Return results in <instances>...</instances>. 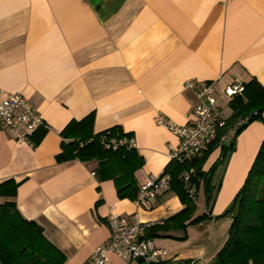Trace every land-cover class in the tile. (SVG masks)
<instances>
[{
    "label": "crops",
    "instance_id": "crops-1",
    "mask_svg": "<svg viewBox=\"0 0 264 264\" xmlns=\"http://www.w3.org/2000/svg\"><path fill=\"white\" fill-rule=\"evenodd\" d=\"M253 78L264 86V0H0V96L23 94L46 124L35 145L0 129V183L20 182L0 204L13 200L23 218L40 224L64 264H89L109 240V216L135 215L148 226L183 205L168 189L150 209L139 208L135 192L121 198L112 178L97 175L96 160L57 161L64 127L93 113V133L113 126L130 133L143 159L133 174L137 193L149 175L164 171L178 144L166 123L192 119L197 100L187 82H213L229 117L224 87ZM262 121L236 136L212 179V200L198 189L190 221L206 219L147 239L166 251L162 261L210 264L221 249L232 218L220 215L264 141ZM220 158L218 147L202 170ZM138 263L112 252L104 262Z\"/></svg>",
    "mask_w": 264,
    "mask_h": 264
},
{
    "label": "trees",
    "instance_id": "trees-1",
    "mask_svg": "<svg viewBox=\"0 0 264 264\" xmlns=\"http://www.w3.org/2000/svg\"><path fill=\"white\" fill-rule=\"evenodd\" d=\"M241 95L229 99L231 114L226 126L219 134L233 131V136L221 144L216 141L199 157L178 163L170 160L162 173L170 178L169 190L179 198L183 208L161 223H153L144 229L142 239L162 237V232L185 229L187 224L206 219L202 214L191 220L196 211L195 198L202 185L207 201L212 200L216 186L212 179L222 160L234 150L236 136L255 120H264V86L251 79L243 84ZM246 118L244 124L237 125L239 119ZM94 114L90 113L80 120H71L61 131L63 138L61 151L56 159L59 162L77 159L80 161L96 160L97 175L112 178L117 194L123 198L129 190L138 192L134 187V172L143 164L134 147L125 145L117 149L105 148L102 138L106 140L121 139L131 136L124 133L119 126L93 133ZM43 134L37 131L32 137L35 145ZM229 141L227 144L226 142ZM220 148V156L207 171L202 166L215 148ZM190 173V185L193 195H189L181 179L185 171ZM20 182L8 179L0 183V196L13 198ZM139 191V190H138ZM231 215L227 239L210 264H264V141L260 144L255 158L247 172L244 182L234 195L230 206L220 215ZM65 255L44 235L43 227L34 220L22 217L13 200L0 204V264H64ZM138 264H143L139 261ZM156 264H188L186 261H160Z\"/></svg>",
    "mask_w": 264,
    "mask_h": 264
},
{
    "label": "built area",
    "instance_id": "built-area-1",
    "mask_svg": "<svg viewBox=\"0 0 264 264\" xmlns=\"http://www.w3.org/2000/svg\"><path fill=\"white\" fill-rule=\"evenodd\" d=\"M186 88L191 89L196 97V104L192 110V119L185 125L166 123V127L179 139L178 144L170 149L169 159L178 163L202 155L213 142L221 144L228 138V132L219 134L220 129L226 126V116L217 104L214 96L213 82H187ZM244 86L240 82H232L223 89L224 96L229 100L243 93ZM246 118L239 119L237 125L244 124ZM157 123H162L160 117ZM46 127L40 113L33 107L26 96L20 93H10L0 96V129H9L18 143L32 144L33 135L41 128ZM105 148L117 149L125 145L133 147L132 137H123L119 140L102 138ZM181 174L184 187L189 195H193L190 185V173ZM170 178L161 173L158 176L149 175L147 181L139 188L135 204L139 208L150 209L155 200L169 189ZM109 240L97 246L89 264H104L109 252L130 259L141 261L143 264H156L167 257L164 249L153 247L150 241L142 239L147 224L142 223L135 215L130 217L109 216Z\"/></svg>",
    "mask_w": 264,
    "mask_h": 264
},
{
    "label": "rangeland",
    "instance_id": "rangeland-1",
    "mask_svg": "<svg viewBox=\"0 0 264 264\" xmlns=\"http://www.w3.org/2000/svg\"><path fill=\"white\" fill-rule=\"evenodd\" d=\"M261 121H262V120H261ZM262 122H264V121H262ZM228 142H229V141H227L226 144H227Z\"/></svg>",
    "mask_w": 264,
    "mask_h": 264
},
{
    "label": "water",
    "instance_id": "water-1",
    "mask_svg": "<svg viewBox=\"0 0 264 264\" xmlns=\"http://www.w3.org/2000/svg\"><path fill=\"white\" fill-rule=\"evenodd\" d=\"M228 158H229V155H228V157H227V160H228Z\"/></svg>",
    "mask_w": 264,
    "mask_h": 264
}]
</instances>
